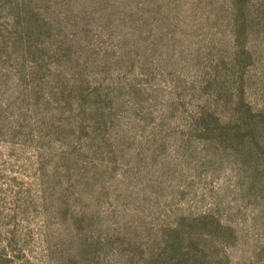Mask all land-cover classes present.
Masks as SVG:
<instances>
[{
	"label": "rangeland",
	"instance_id": "374dc122",
	"mask_svg": "<svg viewBox=\"0 0 264 264\" xmlns=\"http://www.w3.org/2000/svg\"><path fill=\"white\" fill-rule=\"evenodd\" d=\"M100 2L0 0V264H121L111 224L152 244L190 215L210 252L264 264L262 205L188 130L219 87L264 101V0Z\"/></svg>",
	"mask_w": 264,
	"mask_h": 264
},
{
	"label": "trees",
	"instance_id": "16d2710c",
	"mask_svg": "<svg viewBox=\"0 0 264 264\" xmlns=\"http://www.w3.org/2000/svg\"><path fill=\"white\" fill-rule=\"evenodd\" d=\"M111 1L101 0L99 3L103 19H109L106 15H110ZM80 4L77 15L82 18L88 5L84 2ZM239 77L235 80L238 81ZM239 83L246 90L245 80L240 79ZM243 87L237 96L234 94V87H219V98L214 106L206 105L209 99H205V105L200 111L188 116V130L196 132L198 138L205 143L209 152L213 154L210 160L217 159L221 166L228 160L237 170L240 193L245 199L262 205L261 208L257 207L259 212L255 221L261 218L256 223H260V228L264 231V101L259 107L253 106L247 100ZM185 143L192 144V141L184 137L181 144ZM210 217L213 216L183 217L179 220L178 226L171 227L166 232H169L168 234L157 233L152 244L140 240V235L128 238V235L121 233L126 228L136 229L138 225L122 227L119 224L117 226L111 224L107 229L109 236L102 242L108 247L115 244V239H120L116 244H120L119 249L125 257L121 264H130L131 256H138L136 253L138 249L141 254L139 256H145L144 264H231V259L224 253L218 250L209 251L210 247L215 250V242L209 239L210 233L204 236L199 231L205 223L200 221L205 219L210 221L211 219H208ZM223 218L217 214V233L230 232L234 239L244 234L245 229L240 223L224 221ZM186 222L191 223L184 225ZM146 232L148 235L153 233L152 229ZM146 251L149 256L146 255Z\"/></svg>",
	"mask_w": 264,
	"mask_h": 264
}]
</instances>
